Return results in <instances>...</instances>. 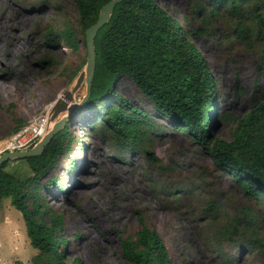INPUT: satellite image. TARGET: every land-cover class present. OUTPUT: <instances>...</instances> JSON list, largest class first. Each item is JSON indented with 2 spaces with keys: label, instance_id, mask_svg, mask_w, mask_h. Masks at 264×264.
<instances>
[{
  "label": "rangeland",
  "instance_id": "obj_1",
  "mask_svg": "<svg viewBox=\"0 0 264 264\" xmlns=\"http://www.w3.org/2000/svg\"><path fill=\"white\" fill-rule=\"evenodd\" d=\"M155 1L207 60L216 82L211 138L231 141L240 120L264 101V0L250 3L256 11L244 7L242 17L225 7L212 12L211 0ZM67 29L74 31L76 49L63 36ZM87 60L73 0H0V78L9 83V91L0 92V154L20 128L49 118ZM86 88L84 81L75 103ZM113 91L150 119L142 139L127 148L102 128L96 108H78L66 123L72 149L45 179L55 176L59 186L42 195L63 216L65 262L123 264L121 241L137 240L142 218L163 238L172 264H264V198L247 197L204 144L154 112L129 77ZM6 170L19 179L30 175L23 160ZM9 238L1 234L3 242Z\"/></svg>",
  "mask_w": 264,
  "mask_h": 264
},
{
  "label": "trees",
  "instance_id": "obj_2",
  "mask_svg": "<svg viewBox=\"0 0 264 264\" xmlns=\"http://www.w3.org/2000/svg\"><path fill=\"white\" fill-rule=\"evenodd\" d=\"M73 1L85 34L111 0ZM211 1L212 12L225 7L242 17L244 7L257 10L256 3L250 5L254 0ZM63 36L74 49L78 47L72 29ZM95 50V77L86 108H96L104 130L126 148L137 145L145 135L142 126L148 124L150 114L113 91L117 81L127 76L152 103L157 115L206 146L218 167L233 177L247 197L264 198V101L240 120L231 141L211 138L216 111L213 72L190 33L167 10L155 0H123L99 29ZM71 136L68 123L54 135L42 155L22 159L30 170L25 179L6 170L12 161L0 167V199L11 198L12 205L22 213L31 244L39 250L35 262L47 256L52 264H67L63 216L51 211L42 195L59 186L55 176L45 179L71 151ZM140 221L137 240L121 241L123 264H172L158 231L144 219ZM16 264L23 263L17 260Z\"/></svg>",
  "mask_w": 264,
  "mask_h": 264
},
{
  "label": "water",
  "instance_id": "obj_3",
  "mask_svg": "<svg viewBox=\"0 0 264 264\" xmlns=\"http://www.w3.org/2000/svg\"><path fill=\"white\" fill-rule=\"evenodd\" d=\"M123 0H111L101 8L99 19L95 24L88 28L85 32L86 45L88 50V60L86 65V71H83L78 77L75 86L72 90H68L64 95L58 99L48 118L47 133L29 150L24 151H4L0 154V167L7 161H17L26 159L29 157H36L42 155L46 146L50 143L54 135L62 130L68 122L71 115L83 106H86L91 96L92 83L95 77L96 69V50H95V37L100 28H102L107 22H109L116 5ZM86 82V94L77 103H75V94L83 82ZM71 103H75L74 106H70ZM72 108V109H71ZM63 112H66L58 121L56 119ZM54 122L52 128L51 124Z\"/></svg>",
  "mask_w": 264,
  "mask_h": 264
},
{
  "label": "crops",
  "instance_id": "obj_4",
  "mask_svg": "<svg viewBox=\"0 0 264 264\" xmlns=\"http://www.w3.org/2000/svg\"><path fill=\"white\" fill-rule=\"evenodd\" d=\"M4 229L5 232L1 234L10 238L8 242H3L0 234V264H14L16 260L23 264L31 263L39 254V250L32 246L24 217L12 205L11 198L0 199L1 232Z\"/></svg>",
  "mask_w": 264,
  "mask_h": 264
},
{
  "label": "built area",
  "instance_id": "obj_5",
  "mask_svg": "<svg viewBox=\"0 0 264 264\" xmlns=\"http://www.w3.org/2000/svg\"><path fill=\"white\" fill-rule=\"evenodd\" d=\"M48 118H41L20 128L4 141L2 151H24L31 149L46 133Z\"/></svg>",
  "mask_w": 264,
  "mask_h": 264
},
{
  "label": "bare ground",
  "instance_id": "obj_6",
  "mask_svg": "<svg viewBox=\"0 0 264 264\" xmlns=\"http://www.w3.org/2000/svg\"><path fill=\"white\" fill-rule=\"evenodd\" d=\"M9 91V83L5 79L0 78V92L7 93Z\"/></svg>",
  "mask_w": 264,
  "mask_h": 264
}]
</instances>
